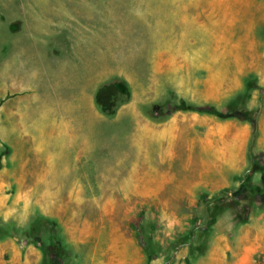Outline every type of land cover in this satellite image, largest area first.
Listing matches in <instances>:
<instances>
[{
    "label": "rangeland",
    "instance_id": "rangeland-1",
    "mask_svg": "<svg viewBox=\"0 0 264 264\" xmlns=\"http://www.w3.org/2000/svg\"><path fill=\"white\" fill-rule=\"evenodd\" d=\"M168 2L187 42L146 0H0V264L19 243L42 264L59 236L65 264H264V0ZM50 101L92 140L54 166L29 131Z\"/></svg>",
    "mask_w": 264,
    "mask_h": 264
},
{
    "label": "bare ground",
    "instance_id": "bare-ground-1",
    "mask_svg": "<svg viewBox=\"0 0 264 264\" xmlns=\"http://www.w3.org/2000/svg\"><path fill=\"white\" fill-rule=\"evenodd\" d=\"M149 3V7L152 8L153 14L152 18L154 21V30L155 31H166L170 39L173 41H181V42H187L188 36L190 34L196 33L195 28H192L191 22L185 18L186 16L182 14V9L179 7L178 14L179 18L181 19L176 20L173 17H164V18H158L160 14L159 9H163L167 11L165 15H168V10L170 8V4L166 0L162 5V7L159 6L158 1L159 0H146ZM142 3V2H141ZM143 4V3H142ZM204 31L197 30V33H203ZM217 35L211 36L207 35L206 32L201 35V39L203 41L212 40L215 41L216 39L220 38V35H225L228 30L227 26H225L220 17H219V27L217 26ZM219 40V39H218ZM76 111H80L78 115H76ZM64 116H62V111L51 101L49 104L47 103L42 109L41 114L38 118L39 123L36 122V126H30L29 131L32 132L33 136H35L34 144L35 148L42 153V155L46 156L49 161V166H54L57 163H59V159L61 158L62 154L61 151L64 149V143L66 144L72 143L74 146H78V153L81 154L82 152H87L92 147V140L89 136V131L85 128V130H80L72 127V123H78L81 121V114L82 110L81 108L78 109L75 107L74 104H69L66 109H63ZM54 120L58 121V123H54ZM42 122H50V126H46L44 129H42ZM37 129L39 132L43 133L42 138H37L36 135L38 134ZM35 134V135H34ZM79 136V137H77ZM82 137V140H81ZM76 140V141H67L68 139ZM78 140H81L78 144ZM137 150L139 152V155L142 153L143 149V138L141 136L137 139ZM65 166L68 169H71L72 162L69 160ZM79 177V173H73L72 176L69 178L68 184L69 189H71L72 186H74L75 183H77V178ZM87 176L84 177L86 180ZM128 181L120 180V185L129 184L132 182V184L137 185L136 180H141V175L138 174V171L134 169L133 173L129 176H127ZM88 179V178H87ZM133 185V186H134Z\"/></svg>",
    "mask_w": 264,
    "mask_h": 264
},
{
    "label": "trees",
    "instance_id": "trees-1",
    "mask_svg": "<svg viewBox=\"0 0 264 264\" xmlns=\"http://www.w3.org/2000/svg\"><path fill=\"white\" fill-rule=\"evenodd\" d=\"M189 108H192V106L189 105ZM242 190H243V188H241L237 192V194H239L240 191H242ZM238 202H240V203L242 202V199L240 197L238 198ZM228 204L230 206H233L232 204H235L234 198L230 199ZM51 221H52V219L45 217L43 215L42 216L39 215V216L33 218L31 220L29 227L26 229V234L34 236L33 233L35 235L42 233L45 225ZM214 222H215V217H210L209 222H208V227H210L209 225H212ZM36 238H39V237H36ZM40 239L41 238H39V240ZM52 240H54V239H52ZM56 240H58V241H56V242L54 241V243H52V241L47 242L48 243V249H44L46 251V255H45V261L42 264H55L56 260H58V259L60 260L59 264H65V263H67L65 261V259L71 258L72 252H71L70 248L67 246L65 239H64V236H62V237L59 236ZM148 256H149L150 260L155 258V255L150 253V251H148Z\"/></svg>",
    "mask_w": 264,
    "mask_h": 264
},
{
    "label": "crops",
    "instance_id": "crops-1",
    "mask_svg": "<svg viewBox=\"0 0 264 264\" xmlns=\"http://www.w3.org/2000/svg\"><path fill=\"white\" fill-rule=\"evenodd\" d=\"M13 253L15 264H40L42 260V254L39 251L33 250L32 246L25 249L20 243L13 247Z\"/></svg>",
    "mask_w": 264,
    "mask_h": 264
}]
</instances>
